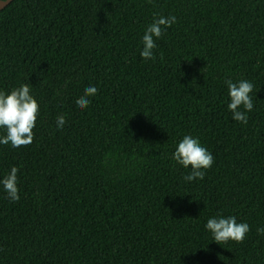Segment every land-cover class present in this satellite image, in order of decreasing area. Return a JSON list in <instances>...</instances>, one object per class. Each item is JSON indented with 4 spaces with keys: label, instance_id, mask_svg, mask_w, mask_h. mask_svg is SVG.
<instances>
[{
    "label": "trees",
    "instance_id": "1",
    "mask_svg": "<svg viewBox=\"0 0 264 264\" xmlns=\"http://www.w3.org/2000/svg\"><path fill=\"white\" fill-rule=\"evenodd\" d=\"M172 15L143 59L147 27ZM229 79L254 85L247 124ZM22 84L39 116L32 144H0L20 196L0 185V264H264V0H14L0 91ZM184 135L214 156L202 180L172 158ZM220 215L249 224L242 243L212 240Z\"/></svg>",
    "mask_w": 264,
    "mask_h": 264
},
{
    "label": "clouds",
    "instance_id": "2",
    "mask_svg": "<svg viewBox=\"0 0 264 264\" xmlns=\"http://www.w3.org/2000/svg\"><path fill=\"white\" fill-rule=\"evenodd\" d=\"M177 21V17L158 16L154 18L142 37L144 45L141 56L143 59H155L153 49L157 47L155 38L164 35L166 28L171 27ZM230 103L228 109L233 114V119L247 124L248 117L246 112H251L254 105L251 93L254 85L247 80L233 82L231 79L226 81ZM98 92L95 86H88L84 95L76 100L79 108L84 109L90 104L89 96H94ZM243 108L245 111H241ZM39 116V103L31 94L28 84H22L18 88H13L10 92L0 91V128L4 129L6 134L0 136V144H11L13 148L26 147L33 143L36 121ZM66 123L63 115L57 117V127L62 128ZM172 158L184 168H190L191 171L185 175V181H194L203 179L205 170L210 169L214 164V156L204 146L201 145L199 138L191 135H184L178 143ZM18 168L12 167L10 172L0 179V185L3 186L8 198L12 201H18ZM205 228L212 234V240L220 245L228 243L230 240L242 243L250 226L248 223L237 221L235 216L209 218ZM257 232L264 235V227L258 228Z\"/></svg>",
    "mask_w": 264,
    "mask_h": 264
},
{
    "label": "water",
    "instance_id": "3",
    "mask_svg": "<svg viewBox=\"0 0 264 264\" xmlns=\"http://www.w3.org/2000/svg\"><path fill=\"white\" fill-rule=\"evenodd\" d=\"M14 0H0V10L8 6Z\"/></svg>",
    "mask_w": 264,
    "mask_h": 264
}]
</instances>
